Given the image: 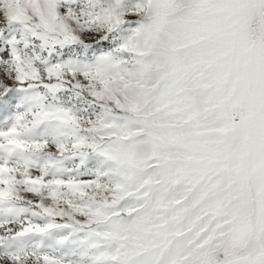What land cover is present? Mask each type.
Instances as JSON below:
<instances>
[{"label": "snow or ice", "instance_id": "6c2138e0", "mask_svg": "<svg viewBox=\"0 0 264 264\" xmlns=\"http://www.w3.org/2000/svg\"><path fill=\"white\" fill-rule=\"evenodd\" d=\"M0 264H264V0H0Z\"/></svg>", "mask_w": 264, "mask_h": 264}]
</instances>
